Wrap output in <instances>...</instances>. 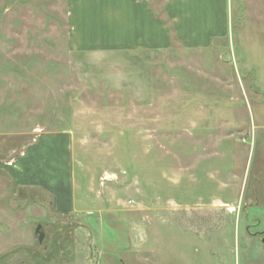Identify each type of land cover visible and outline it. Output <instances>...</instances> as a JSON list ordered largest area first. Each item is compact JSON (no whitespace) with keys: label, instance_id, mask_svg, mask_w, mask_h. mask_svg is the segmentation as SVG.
<instances>
[{"label":"rangeland","instance_id":"obj_1","mask_svg":"<svg viewBox=\"0 0 264 264\" xmlns=\"http://www.w3.org/2000/svg\"><path fill=\"white\" fill-rule=\"evenodd\" d=\"M228 10L212 48L79 53L66 0H0L6 249L23 256L20 229L41 225L28 264H102L104 251L103 264H205L207 245L234 256L214 228L238 223L224 202L264 165V0Z\"/></svg>","mask_w":264,"mask_h":264},{"label":"crops","instance_id":"obj_2","mask_svg":"<svg viewBox=\"0 0 264 264\" xmlns=\"http://www.w3.org/2000/svg\"><path fill=\"white\" fill-rule=\"evenodd\" d=\"M228 13V0H66L67 44L71 51L79 53H149L166 51L178 45L184 49H208L228 37ZM262 159L248 192L243 190L236 196L230 194L229 201H223L228 207L224 210L225 216L234 215L238 223L214 228V231L232 233L234 256H219L207 245L205 264H264V227L259 231L251 228L264 225ZM16 183L17 187L19 183ZM6 184L5 178H0V197L5 195ZM247 208L253 212L252 224H249L247 211H242ZM204 225V231L211 230L207 224ZM19 233L21 239L18 240L22 243L17 244L24 246L23 256L17 254L20 252L15 253L16 249L11 250L18 245L6 249L0 239V258L5 256L2 258L4 264L13 261L35 263L33 256L36 250L30 247L36 236L34 225L21 228ZM100 243L102 241L98 242L99 248L102 246ZM8 248L10 251H6ZM102 258L100 263L103 264ZM140 258L146 264H158L149 256Z\"/></svg>","mask_w":264,"mask_h":264},{"label":"water","instance_id":"obj_3","mask_svg":"<svg viewBox=\"0 0 264 264\" xmlns=\"http://www.w3.org/2000/svg\"><path fill=\"white\" fill-rule=\"evenodd\" d=\"M71 225H73V223H71ZM74 226H82V227H85L87 228V226L85 225H82V224H74ZM68 233H69V230L68 228H66V230L64 231V235H63V238H68ZM35 234L37 235V239L39 242L42 241L43 237H44V233L42 231V226L41 225H37L36 228H35ZM60 254L58 255V259L60 260ZM60 264V263H59Z\"/></svg>","mask_w":264,"mask_h":264},{"label":"built area","instance_id":"obj_4","mask_svg":"<svg viewBox=\"0 0 264 264\" xmlns=\"http://www.w3.org/2000/svg\"><path fill=\"white\" fill-rule=\"evenodd\" d=\"M128 203H131L130 201H128Z\"/></svg>","mask_w":264,"mask_h":264},{"label":"flooded vegetation","instance_id":"obj_5","mask_svg":"<svg viewBox=\"0 0 264 264\" xmlns=\"http://www.w3.org/2000/svg\"><path fill=\"white\" fill-rule=\"evenodd\" d=\"M70 226H68V228H69Z\"/></svg>","mask_w":264,"mask_h":264}]
</instances>
